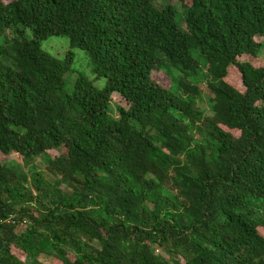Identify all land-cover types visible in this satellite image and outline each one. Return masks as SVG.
<instances>
[{"label": "trees", "instance_id": "1", "mask_svg": "<svg viewBox=\"0 0 264 264\" xmlns=\"http://www.w3.org/2000/svg\"><path fill=\"white\" fill-rule=\"evenodd\" d=\"M177 1L0 0V264H264V0Z\"/></svg>", "mask_w": 264, "mask_h": 264}, {"label": "rangeland", "instance_id": "2", "mask_svg": "<svg viewBox=\"0 0 264 264\" xmlns=\"http://www.w3.org/2000/svg\"><path fill=\"white\" fill-rule=\"evenodd\" d=\"M10 1V0H5ZM187 4H190L189 0H186ZM166 3H173L175 4L178 13L180 14V24L184 25V9L180 5V3L177 0H155V4L159 7H162ZM257 41L263 43V49L259 54L260 58H264V37H257ZM42 47L49 52H51L53 55H58L59 57H62L65 53V51L69 48V39L67 37H58V36H50L46 40L42 42ZM76 57L75 61L72 64V69L74 72H69L66 74V78L72 83L75 80V77L77 76L76 73L83 74L86 76L93 78L92 73V66L89 61V59L84 55V53L80 50H76L75 52ZM152 78L157 83L161 84L163 87H172V82L170 80V77L165 71H152ZM105 78H99L95 80V86L97 88H103L105 85ZM69 86V85H68ZM199 87L201 89V95L199 98V105L203 107L207 113H209V92L207 90V87L205 86V83H200ZM123 103V100L116 94L112 96V102H111V115L113 117L117 116L116 111V104ZM65 151L64 148L60 150H50L48 153L50 157L54 158L61 153ZM0 162L8 163L10 165H13L15 169L17 170V176H22L24 173L29 179H31L34 175V172H42L45 180L53 183L54 179L56 178L53 174L50 173L49 168L47 167V161L45 160L44 156H39L35 158H29L25 159L21 155L17 153H11L9 155H3L0 153ZM263 215H264V207H263ZM24 224V223H22ZM24 225H18L16 227L17 231H21L23 229ZM259 233L261 235H264V226L259 227Z\"/></svg>", "mask_w": 264, "mask_h": 264}, {"label": "built area", "instance_id": "3", "mask_svg": "<svg viewBox=\"0 0 264 264\" xmlns=\"http://www.w3.org/2000/svg\"><path fill=\"white\" fill-rule=\"evenodd\" d=\"M8 221H13V217H9V218H8ZM21 223H26V221L23 220ZM21 223H20V224H21Z\"/></svg>", "mask_w": 264, "mask_h": 264}]
</instances>
